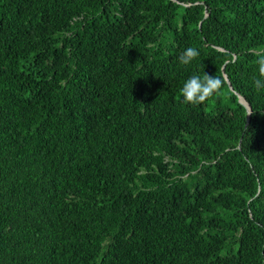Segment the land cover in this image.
<instances>
[{
    "label": "trees",
    "instance_id": "obj_1",
    "mask_svg": "<svg viewBox=\"0 0 264 264\" xmlns=\"http://www.w3.org/2000/svg\"><path fill=\"white\" fill-rule=\"evenodd\" d=\"M260 56L264 0H0V264H264Z\"/></svg>",
    "mask_w": 264,
    "mask_h": 264
},
{
    "label": "clouds",
    "instance_id": "obj_2",
    "mask_svg": "<svg viewBox=\"0 0 264 264\" xmlns=\"http://www.w3.org/2000/svg\"><path fill=\"white\" fill-rule=\"evenodd\" d=\"M199 50L195 47H188L180 55L179 61L183 65L190 64L194 59L199 56ZM259 65V73L261 77H264V56H260L257 60ZM223 80L218 76H212L207 73L203 77L199 75H193L189 77L183 87L181 88V94L185 103L193 105H199L208 101L216 93H218L223 87ZM254 86L257 89L264 88V80L255 79ZM248 114H251L249 111Z\"/></svg>",
    "mask_w": 264,
    "mask_h": 264
},
{
    "label": "water",
    "instance_id": "obj_3",
    "mask_svg": "<svg viewBox=\"0 0 264 264\" xmlns=\"http://www.w3.org/2000/svg\"><path fill=\"white\" fill-rule=\"evenodd\" d=\"M237 95H238V97H239V102L240 103H242L245 107H246V109H247V111H248V113H249V111H250V106H249V104L246 102V100L242 97V96H240L238 93H237Z\"/></svg>",
    "mask_w": 264,
    "mask_h": 264
}]
</instances>
